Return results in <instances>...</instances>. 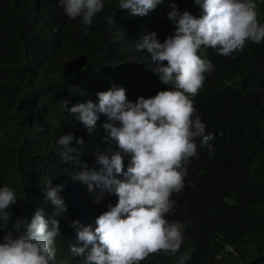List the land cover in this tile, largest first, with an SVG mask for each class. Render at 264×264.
Returning <instances> with one entry per match:
<instances>
[{"label":"trees","instance_id":"obj_1","mask_svg":"<svg viewBox=\"0 0 264 264\" xmlns=\"http://www.w3.org/2000/svg\"><path fill=\"white\" fill-rule=\"evenodd\" d=\"M173 3L180 12L202 14L195 0H163L143 17L119 9V0H104L103 10L84 26L64 13L59 0H0V187L13 188L20 199L14 216L27 210L30 217L43 208L51 226L53 205L44 183L62 186L67 211L57 217L56 264H83L70 253L77 235L73 221L94 230L97 217L118 202L115 193H106L96 203L87 185L74 178L84 163L102 167L96 153L118 150L103 128L108 118L98 114L89 135L63 100L70 109L98 103L97 93L114 87H123L133 102L170 89L152 70L147 50L135 46L153 31L160 42L174 35L168 18ZM257 4L264 23V0ZM199 54L215 70L189 98L206 134L215 136L214 153L199 149V158L185 166V187L172 196L176 203L167 219L184 226L180 252L151 255L141 264H175L185 251L191 253L185 264H264V43H248L235 58L210 47ZM66 132L83 138V144L72 141L69 153L78 161L64 163L55 151ZM128 160L125 155V169Z\"/></svg>","mask_w":264,"mask_h":264},{"label":"clouds","instance_id":"obj_2","mask_svg":"<svg viewBox=\"0 0 264 264\" xmlns=\"http://www.w3.org/2000/svg\"><path fill=\"white\" fill-rule=\"evenodd\" d=\"M163 0H119V9L132 16H146ZM64 13L75 20L81 18L90 26L104 8V0H59ZM202 14L193 16L180 12L176 4L168 18L175 23L174 35L160 42L150 32L136 44L147 50L152 70L160 80L171 85L152 97L140 96L135 102L127 98L123 87L97 93L98 103L89 100L68 108L92 135L97 129L98 114L108 122L103 124L107 136L118 150L107 149L95 154L102 165L99 170L83 164L75 179L87 185L89 193L99 203L106 193H115L118 202L102 212L96 227L73 221L77 235L70 245L74 258L83 264H141L151 255L175 256L180 252L184 226L167 219L174 210V193L185 187V167L199 158V149L214 153L215 136L206 134V124L199 116L192 99L203 87L205 74L215 70L210 60L201 57L202 47L212 48L219 55L233 57L242 53L248 43H264V23L259 19L257 0H195ZM109 17V22H112ZM166 62V63H165ZM52 123L59 128V122ZM220 135H223L221 132ZM199 139V144L197 140ZM83 144L72 132L57 140L56 153L64 163L79 160L69 155L72 141ZM129 157L125 169L124 158ZM46 200L53 205L51 226L44 209L37 208L29 217L27 210L14 216L13 206L19 197L9 186L0 187V264H56V238L61 235L57 217L67 211L62 186L44 183ZM191 253L185 251L175 264H185Z\"/></svg>","mask_w":264,"mask_h":264}]
</instances>
